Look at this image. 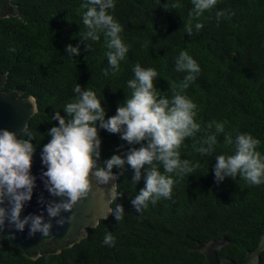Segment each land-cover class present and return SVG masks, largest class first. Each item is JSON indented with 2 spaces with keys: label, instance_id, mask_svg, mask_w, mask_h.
<instances>
[{
  "label": "trees",
  "instance_id": "trees-1",
  "mask_svg": "<svg viewBox=\"0 0 264 264\" xmlns=\"http://www.w3.org/2000/svg\"><path fill=\"white\" fill-rule=\"evenodd\" d=\"M12 2L16 15L0 19V70L7 73L1 89L35 98L38 109L27 129L37 150L51 139L47 130L58 123L51 117L55 111L64 115L77 83L104 97L106 119L130 96L127 81L134 78L137 63L157 71L154 84L170 99L188 75L176 68L182 50L200 68L182 94L197 105L195 120L201 128L179 149L181 159L199 167L189 176L173 174L170 199L149 203L137 213L130 199L144 187V179L132 182L133 171L125 165L116 181L123 195L110 204L112 210L116 203L123 205L122 220L109 214L74 245L34 259L0 236V258L7 264H208L195 248L198 241L226 237L228 242L217 252L234 260L257 248L264 234V183L251 185L239 176L217 183L213 167L216 155L234 153L235 145L225 142L229 134L234 140L239 133H250L260 141L257 151L264 155V0H217L198 18H193L191 0H114L111 11L123 26L121 38L129 49L119 71L108 65L103 33L98 41L83 39L84 0ZM164 3L169 4L167 11L161 7ZM218 11L224 12L219 19ZM189 20L191 35L185 30ZM197 22L203 25L199 32ZM68 44H79L80 55L69 56ZM218 123L224 132H216ZM210 135H216L217 142L214 154L207 157L196 149ZM99 136L101 166L114 153L123 155L132 147L118 134L100 129ZM106 232L115 237L113 246L103 244ZM259 255L258 264H264V249Z\"/></svg>",
  "mask_w": 264,
  "mask_h": 264
},
{
  "label": "clouds",
  "instance_id": "clouds-1",
  "mask_svg": "<svg viewBox=\"0 0 264 264\" xmlns=\"http://www.w3.org/2000/svg\"><path fill=\"white\" fill-rule=\"evenodd\" d=\"M191 2L193 18H198L217 4V0ZM80 7L85 9L82 22L87 29L83 39L98 41L103 33L108 65L119 71L120 62L125 59L129 49L121 38L123 26L111 11L115 9L114 0H84ZM161 7L167 11L169 4L164 3ZM171 7L175 8L176 5ZM223 15V11L216 13L217 19ZM202 27V23H195L197 32ZM185 30L188 35L192 34L191 20L185 25ZM9 51L14 49L10 48ZM65 51L69 56H79L80 46L68 44ZM176 68L188 75L178 91L173 89L169 99L161 95L154 84L157 71L143 68L137 63L133 68L134 78L127 81L130 96L118 104L115 114L107 119L106 109L101 103L104 97H99L91 88H82L78 83L75 85L73 91L76 95L64 105V115L60 111L52 115L51 120L58 123L47 130L51 139L40 152L41 163L46 168L40 178L49 195L57 198L47 201L42 196L39 198L38 202L44 206L47 218L44 212L21 216L37 186V178L31 172L36 151L31 142L34 137L26 125L19 133L0 128V233L6 228L23 232L27 227L30 237L37 233L43 238L50 237L53 220L60 227L74 220V215L64 216L62 213H72L73 208L89 196L93 191V181L95 191L101 197L107 196L104 202L107 207V204L123 195L118 191L116 181L126 171L125 165L133 171L132 182L138 183L142 176L144 179V187L130 199L137 213L146 209L149 203L155 205L161 198L170 199L176 182L173 174L176 177L189 176L199 167L187 159H181L179 149L186 138L193 137L201 128L195 120L197 105L182 94L189 82L195 79L193 74L200 71L199 65L182 50L176 60ZM104 74L108 75L107 69ZM100 129L118 134L121 140L132 146L123 155L114 153L103 160L102 166ZM215 129L217 133H222L224 125L218 123ZM216 142V135H210L196 151L203 156H212ZM225 142L234 144L235 150L231 155L215 156V181L220 183L225 177L235 180L239 176L251 185L264 183V155L257 151L260 141L250 133H239L234 140L229 134ZM161 166L163 172L160 171ZM114 168L118 170L115 173ZM110 183V187H102ZM107 214L120 221L124 216V207L116 203L114 210L110 207L107 209ZM107 214L103 216L104 219H107ZM14 232L10 231L8 239L14 238ZM114 243L115 237L111 232H106L103 244L113 246ZM261 247L264 248V239Z\"/></svg>",
  "mask_w": 264,
  "mask_h": 264
},
{
  "label": "water",
  "instance_id": "water-1",
  "mask_svg": "<svg viewBox=\"0 0 264 264\" xmlns=\"http://www.w3.org/2000/svg\"><path fill=\"white\" fill-rule=\"evenodd\" d=\"M16 13V5H14L12 0H0V19L14 16ZM6 81L7 73L0 70V128L19 133L24 125L28 127L29 119L35 114L38 107L35 98L31 95L22 97L17 89H1ZM40 152L41 149H36L31 168L32 174L37 178V186L33 191L31 201L25 205L21 213L22 217L29 213L40 214L44 212L45 218H47L44 206L38 202L39 198L42 196L46 201L57 199L49 195L40 178L41 172L46 170L41 163ZM110 186L111 183L102 187L108 188ZM105 201H107V196L101 197L100 193L95 191V181H93V191L89 193V196L79 202L73 208L72 213H62L64 216L74 215V220L62 227L57 226L55 220H53L50 237L43 238L39 233L30 237L27 227L23 232H14V230L6 228L0 233V236L8 239L10 231H13L14 238L9 239L10 243L22 250L23 254L28 258L34 259L41 255L55 254L85 237L87 235L86 230L94 227L99 222V219L107 214V209L111 208V203L107 204L106 207ZM260 238L262 241L264 234ZM261 241L257 248L247 252V257L243 260H234L226 255L220 256L218 254L219 248L228 242L226 237L198 241L195 248L204 255V261L208 264H252L258 261L260 250L264 249L261 247ZM0 264L7 263L0 258Z\"/></svg>",
  "mask_w": 264,
  "mask_h": 264
},
{
  "label": "flooded vegetation",
  "instance_id": "flooded-vegetation-1",
  "mask_svg": "<svg viewBox=\"0 0 264 264\" xmlns=\"http://www.w3.org/2000/svg\"><path fill=\"white\" fill-rule=\"evenodd\" d=\"M260 238V237H259ZM248 252V251H247ZM247 257V255H245V257H244V259ZM241 260H243V259H241ZM261 261V256L259 255V259H258V261L257 262H255V263H252V264H258L259 262Z\"/></svg>",
  "mask_w": 264,
  "mask_h": 264
}]
</instances>
